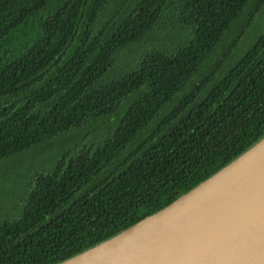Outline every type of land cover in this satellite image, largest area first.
Masks as SVG:
<instances>
[{"label":"trees","instance_id":"trees-1","mask_svg":"<svg viewBox=\"0 0 264 264\" xmlns=\"http://www.w3.org/2000/svg\"><path fill=\"white\" fill-rule=\"evenodd\" d=\"M101 117L0 197V264L68 259L262 139L264 0H0V162Z\"/></svg>","mask_w":264,"mask_h":264},{"label":"water","instance_id":"water-1","mask_svg":"<svg viewBox=\"0 0 264 264\" xmlns=\"http://www.w3.org/2000/svg\"><path fill=\"white\" fill-rule=\"evenodd\" d=\"M56 264H264V137L166 207Z\"/></svg>","mask_w":264,"mask_h":264},{"label":"rangeland","instance_id":"rangeland-1","mask_svg":"<svg viewBox=\"0 0 264 264\" xmlns=\"http://www.w3.org/2000/svg\"><path fill=\"white\" fill-rule=\"evenodd\" d=\"M172 33L173 32L171 31L170 33L171 35H168V34H165L164 31H159L158 32L159 38L156 37V40H157L156 42L163 43V41H159V40H164V34L170 37L172 36ZM147 40L148 38L146 39V41ZM156 42L152 41L150 45L153 44L152 45L153 47L157 46L158 44H156ZM133 52L132 50H127L124 53L125 54L124 56H128ZM132 59H133V56H130V59H125L126 61L123 62V64H121L120 67H117V69L113 70L112 75L114 76V78L119 77L120 75L124 73V71L126 70V68L124 67L130 65L129 60H132ZM109 125H110V122L108 121L106 117L96 118L89 125L84 126L82 131H80L79 133H76L74 135H69L65 133L60 134L57 137L51 138L50 140L44 142L40 146L34 147L32 151H29L28 154H26L25 156H15V157L8 158V159L1 161L0 171H7V173L0 175V197L7 194V192H11L12 198L14 201V198L17 199L19 197L18 195H15V194L21 192L23 187L25 189V186L29 182L28 178L26 179L25 178L22 179L21 177L18 178L17 175L20 174V176H22V173L27 170H30L33 174L35 173V171H39L40 169L49 167L50 162H46V161H49L50 159H52V157L60 153L63 149L68 147L70 144H72L75 141L77 142L86 141L85 136L83 137L82 134L90 132L92 133L91 134L92 136L93 135L100 136L101 134H104L105 130L107 129ZM91 135L89 134V138L91 137ZM16 167H17L16 171L15 169H12ZM16 184H19V185H16ZM4 188L6 189L4 190ZM6 201H11V200L9 199H5L3 201L0 200V217L1 216L3 217L4 214L10 215L14 213V211L11 210L12 206L11 205L9 206V203H7Z\"/></svg>","mask_w":264,"mask_h":264}]
</instances>
